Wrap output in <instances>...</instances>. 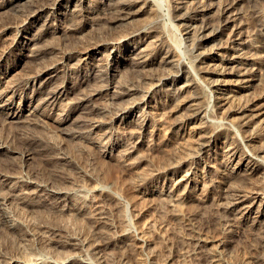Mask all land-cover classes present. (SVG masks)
Wrapping results in <instances>:
<instances>
[{
  "label": "rangeland",
  "instance_id": "rangeland-1",
  "mask_svg": "<svg viewBox=\"0 0 264 264\" xmlns=\"http://www.w3.org/2000/svg\"><path fill=\"white\" fill-rule=\"evenodd\" d=\"M9 1L12 0H0V75L3 74L8 80L4 83L3 86H5V84H8L9 86L17 84L18 90L15 97L16 104H19L22 99L31 97L33 95L32 88L25 85L26 79L36 74L37 70L40 71L41 69L45 68L44 66L59 60L58 62H61L59 71L53 78L54 80L52 79L53 81H51L48 86L52 88L54 87V85H57L58 83H61L63 81L69 86L73 85L72 89L74 92L71 93L67 99L62 100V104L65 103L67 105L66 107V105L64 104L65 107L69 109L68 111L72 110V107L73 109H75V106L73 105L77 100L76 98H78L77 96H80V94L82 95V92H84V89H81L82 87L87 88L86 90L91 87H95L96 89H98V92H95L96 94L91 96V103L94 105L96 104L97 107L99 106L104 108V111L99 112V114L96 115V118L105 121L106 124L103 132L107 131L106 133H110V137L109 135L106 136L104 138V142L110 139L112 142L110 144L108 143L107 145L103 143V146L105 145V147H107L106 149H108L107 154L104 155L102 150L99 149L101 147H99L96 143L94 144L93 142H89L87 140L79 138L75 139V137L68 134L69 132H72L71 130H76V128L77 130L79 128H81V130L83 129L82 131L79 129V131L81 132L86 130L84 129V127L82 128L78 126L81 120V108L70 111L68 120L64 124H58L56 122H53L49 117H46V115H54L53 113H57L58 110L44 105L43 107H41V109L39 108V111L35 112L36 114L34 118L33 115L31 116L33 120L32 118H27L28 122H26V117V121L24 120V118H22L23 124L22 121L14 122L7 116V114L4 115L5 113H0V145L2 147L0 149V172H5L6 170L5 173L8 174V172L11 170L9 172V175H11V173H15L12 176L16 175L20 178L22 177L23 180L27 181L28 185L30 184V187H25L27 188L25 190L29 191L27 192L29 194H25L27 201L25 199L21 200L18 198H14L0 206V264H6V262L7 264H10V262L13 261L16 262V264H21L24 263L27 258L32 259L34 258V256L38 259V261L41 262L48 261L49 258L51 260H56V253L58 252L60 254V252H62L61 254L64 256L65 250L67 251L66 253L73 251V253L78 256V258L81 257L79 259L86 260L91 264H212V259H218L220 264H264V230L263 228H261V226H263L264 224V221L258 225L253 224L252 222L255 216L253 213H251L252 216L250 215L249 219L240 217L236 219L232 214L226 213L223 208L225 204L224 202H226L227 198H225V196H227V193L222 191L223 189L217 190L216 187L209 186L194 189H185V187L178 188L176 185L178 178H169V175L164 171L166 167H168V165L176 162V160H179V158L181 159L182 155L183 157H186V154L189 152V154L193 152L197 153V150H199L198 143L201 138L199 137L200 134L198 133V131L202 129H206L205 131H209L212 129L214 124L211 122H206L201 123V125L200 122H202V119H199L198 121L189 123L187 122L183 125L184 128L176 133L175 131H173V120L179 117H185L188 110L184 106L183 108H181L179 106L180 102L177 100L163 101L161 99V95L166 94L169 87L170 91L178 93L179 87L183 84V81L177 82L175 84L170 81L167 85L162 86V88L164 89L158 92H152L151 97L148 100L149 103L146 102L141 106L139 110L137 109L133 111V113L129 115L127 123H125L126 120L118 119L117 112L119 109V105L113 103V101L111 100L112 98L110 97L115 90V84L121 85L125 82H129L127 83L128 85H133L136 88L135 92L132 95H127L122 99L121 102L127 105L129 101L144 96V94L146 93L145 89H147V87L151 85L150 83H153V72L166 73L168 67H166L167 69H163L164 65H161L158 68L156 67L157 65L148 66L147 72L148 74L150 73L152 77L150 75L148 76L146 74V71L143 72L138 65L134 64L133 54L123 57H118V55L115 57H110V61L119 59L120 61H123V63L119 64L115 71L105 70L103 67L107 60V53H110L109 48L118 44V41L116 39L120 36V33L118 32L121 30V33L124 34V32L126 33L125 30L127 28L124 27V30L121 28V24L120 26L118 24L116 25V27H114V29L109 30L104 25H102V28L106 29V35L105 31L100 27L101 24H99V21H96V19L92 18L93 14L88 13V9L83 12L84 16L88 17L86 18L87 23L85 27L82 28L83 32L77 34V37L76 35H72L73 38L71 37V35L67 37L64 34L63 29L66 28L65 24L66 22L68 23V19L71 18L70 15L76 14V6L74 5L81 3V0H71V2H67L66 0L63 1L62 5H60L61 7L59 6L60 10H56L58 16H54L55 14H53L52 16L51 12L54 11V9L50 8L47 11L48 13L43 12L37 15L38 17H34L32 20V24L28 25V27L23 31L17 30L16 27L20 22L19 20H22L23 18H25V16L22 14L23 12L19 13V16H17L18 11L15 8L16 5H11ZM45 1L46 0H23V6H20L24 7L26 5H30L27 6V8L25 7L23 9L27 10L33 5L42 4ZM83 1L84 3H86V5L88 3L91 5H96L98 4V2H100V0ZM177 1L178 0H152L154 4L152 3L153 5H151V11L146 12V14L142 13L143 15H138V19L135 18V16L133 18L135 20L133 22L131 21L133 28L137 26L136 28L142 27V29L144 28V30L140 31L138 35L132 36L129 39L132 42L134 41L135 44L138 45L147 43V41L149 42V40L151 39L147 38V28L145 27L153 25L156 29V33L161 34L164 37L162 50H158L156 52V58L159 57L158 59H160V57L165 54L166 50H171L178 57V59H184L188 64H195L194 66H197L196 64H199V62L196 61L195 55L200 51L204 52L206 50V52H209V50L211 52H217L218 49H220H217L220 40H222L221 43H224L223 40L226 39V37H228L231 33L233 24L225 32V34H222L218 39L199 42V33L191 29V27H189V22H187V20L181 19L179 16V13L183 12V9L182 11H178V9H175V7L172 6L177 5ZM211 2L219 4L220 0H211ZM247 8L248 6L245 8V12L243 13V15H241L239 19L237 18L235 22L236 24L242 25V31H244V33H257L259 32L258 24L261 18H257V14L250 9L246 10ZM63 10L68 11L66 17L62 14V12H64ZM259 10V12L261 13L264 12V2L261 4ZM145 15L148 17V19L151 20H148L145 25L140 26L138 20L142 19V17L145 18ZM45 22H47L46 25ZM137 22L138 24L136 25ZM133 24H135L136 26H134ZM98 25H100L99 28L97 27ZM6 26L8 27L7 29L5 28ZM38 27L41 29H39ZM15 29L17 30V34L15 32ZM100 29L102 31H100ZM18 31L19 33L22 32V34H24L28 38L31 37L33 39L35 38L33 37V34L35 33V35L37 36L31 46L35 47L36 49V47H39L37 45H41L36 51H39V53L43 52V54L36 57H25L23 59V62L20 64H18L19 60L17 56L13 54L7 56L8 58L4 57V51L9 48L8 46H10L11 41L15 39L14 37L19 36ZM108 31L112 32L108 33ZM36 32L38 34H36ZM100 35L104 36V39L102 41V37ZM83 37L85 38V41L88 37L86 41L87 43L83 41ZM90 37L92 39H90ZM105 37L110 38L107 39ZM106 39L108 40V43H105L104 40ZM88 40H92L93 42L90 41L92 44ZM79 41H83V44L79 43ZM27 43L31 42L27 40ZM27 43L26 41H23L21 43V47L23 48V46H27ZM96 43H99V45L94 46L96 45ZM79 44L82 46L86 44L90 46L93 45V50H98V52L94 54V58L90 59L89 64L85 65V67L83 65H79L80 63H78L80 56L79 52H77L76 50L78 49ZM108 46L109 48L105 49V47ZM196 47L199 48L198 51H196ZM74 51L76 52V54ZM224 51L227 53L228 49H225ZM69 52H74L72 58L74 56L75 57L73 59L70 58L71 60H68L67 58ZM95 63L97 66H99V70L96 71L94 75H91L92 72H90V70H94V68H91V65ZM133 64L135 67L132 66ZM137 68L142 71L143 75L146 72V77H143L142 73L138 74L140 71ZM134 70H137L138 72H135ZM133 72L135 73V76L133 75ZM260 72L263 74L264 70L262 69ZM198 74L202 80H206V73L198 69ZM46 76L48 77V74L44 75V77ZM148 77L150 78V80ZM121 78L123 80L127 78V81H123L121 80ZM79 81L80 84H77ZM122 81L123 83H121ZM77 85H82V87L79 88ZM257 88L258 91L261 90L260 87ZM190 93L192 94L194 92L190 91ZM239 96L241 97V95ZM38 97L40 98H37L33 102V107L38 105L39 99L41 100L44 95H39ZM241 98L244 99L245 96ZM239 101L241 100L238 99L237 102ZM118 102L120 103V101ZM70 105L71 107H68ZM201 105L205 109L211 108L209 115H211L210 118L213 120V122H215V124L218 123L221 125H226L229 119L230 121H232L231 117L226 119V117H224L223 113H221L219 109L216 110L214 101H211L209 97L208 99L207 97L203 98ZM141 110H151L154 115L160 117L161 119L156 122L154 121L153 124L152 122L149 123L148 126L144 129H140L133 119L134 117L140 115L141 112H143ZM203 121L205 122L204 118ZM25 122L27 123V125H25ZM207 123H209L210 125ZM198 125L201 126L200 129L198 128ZM251 130L252 127H242L241 131H237V129H234V131L224 130L222 132L223 135H219V140L221 143L220 145L223 146V142L226 145L228 143L231 144L232 142H236L235 144L232 143V145H236L238 143L237 145L241 149H252L254 152L261 154V152L259 151L264 148V139L260 136L253 137ZM38 131L41 133H39ZM110 131L112 132V135ZM132 132H135L137 134L138 137L135 138L136 140L131 137ZM85 135H87V133H85ZM48 136L49 138H51V140L48 138ZM132 141H134V143ZM118 142L121 143V145H117ZM129 146H132L134 148L132 149L131 147V151L129 150L130 152H127V150L125 149H127V147ZM195 146L197 150L195 149ZM221 151L222 150L220 149L217 150V152ZM30 152L33 154L30 155ZM39 154H41V156ZM56 162H58L59 164ZM222 162L223 161H219V164H221L219 165L220 170L223 168H220V166H222L223 164ZM55 166H58V168H56ZM262 167L264 168V166ZM185 168H187V165L183 166V170ZM16 173H18V175ZM1 175L2 174L0 173V180L4 179V177ZM94 176H97L98 178H95ZM237 178H239L240 180ZM99 179L101 182L99 181ZM103 179L105 180V182ZM234 179H236V182L238 183H240L241 181L240 185H242L243 181V188L246 187L245 190H250V192H253L254 190L257 191V189H260V187L261 189L264 187L263 169L256 171L255 174L253 173L252 175H249L248 178L241 176H235V178L232 177L230 179L228 178L226 182H224L223 180L220 185L223 184L222 186L225 187L227 186V184H229V182L236 183ZM52 184L55 186L60 184L57 187H61L64 190H66L67 187L68 191L71 189V197L74 198L76 196L79 199L81 198V201L84 200L83 202L86 207L85 209L86 211L88 210L87 214L88 212H90L91 214H89L91 216H89V214L83 215L77 213L74 210L69 211V209H62L63 207L58 202H56V199L50 198L45 193L47 189H51V187L53 186ZM94 184L98 186H95ZM35 187L38 189L36 190ZM179 189H181L182 191H179ZM77 190H79L80 193ZM82 190H84V192L86 191L89 196H87V194L81 197ZM90 190H92L93 192ZM229 190L231 189H228V191ZM33 191H35V193L37 192L38 194H35ZM169 194H172L173 197H168ZM33 195H35L34 198ZM178 195H180V197H177ZM262 195H264V190ZM27 196L30 197L28 198ZM84 197L87 199H85ZM29 200H31V202ZM53 203L55 204V206ZM192 203L194 204V206L192 205ZM12 208L16 211H12ZM96 209L100 210L96 211ZM66 211H69V213ZM16 212L17 214H20L18 215L21 218L24 217L23 219L25 221V223L23 222V226H21L22 228L20 229L11 227L9 223L15 216H17V218L15 217L16 219L14 218L13 220L16 221L18 219V215H16ZM99 212L101 216L99 215ZM97 216H100V219ZM91 217L94 218L92 219ZM50 219L53 221V223ZM105 219H108L106 220L108 223L105 221ZM79 220L80 222H78ZM110 220H112V222H110L109 224ZM65 222L67 224L64 225ZM59 223L63 226H61ZM99 224H103V227L106 225L107 226L102 230V227ZM77 225L79 226V228ZM258 227H260L261 230H259L260 228L258 229ZM67 229H69V231H67ZM76 229H80V232ZM106 230L110 231L107 232ZM103 232L104 234H102ZM118 232H121L124 235H122L121 237V233L119 234ZM60 233H63V236H61ZM108 234L111 236V238ZM114 234H117L118 237L116 235L115 238ZM195 234H199L201 237H204L207 242H205V244H203L202 246H196L194 236ZM135 235H143L146 244L136 240ZM59 237H64L66 240L63 238V241V239ZM123 237L124 239L122 240ZM72 238L73 241H76L77 245L79 243L78 246L76 245L78 248L76 246L72 247L71 245H66L65 249L62 244L59 246L61 242H67L69 240L72 241ZM207 239H209V241ZM56 242L59 244H57ZM44 248H48L49 253L47 252V249L45 250ZM56 248L61 249L60 252L58 249L56 250ZM61 254L60 256H62ZM30 255L33 256L31 257ZM76 263L79 264V262Z\"/></svg>",
  "mask_w": 264,
  "mask_h": 264
},
{
  "label": "bare ground",
  "instance_id": "bare-ground-1",
  "mask_svg": "<svg viewBox=\"0 0 264 264\" xmlns=\"http://www.w3.org/2000/svg\"><path fill=\"white\" fill-rule=\"evenodd\" d=\"M63 1H65V0H46L42 4L33 5L32 7L28 8L27 10H23V9L25 7L27 8V6H30V5H26V6L22 7L23 6L22 5L23 4V0H12V1H9L11 3V5H14V6L16 5L15 8L18 11V15L17 16H19V13H21V12H23L22 14L25 16V18H23L22 20L18 19L20 22L18 23V26L16 27L17 30L23 31L25 28L28 27V25L32 24V20H33L34 17H36L37 15H39V14H41L43 12H47L50 8L54 9V11L51 12L52 16H53V14H55L54 16H58L57 13H56V10L59 9V6L62 5ZM66 1L67 2H71V0H66ZM82 1L83 0H81V3L74 5V6H76V10H75L76 14L75 15H70L71 18L68 17L69 18L68 19V23L66 22V24H65L66 28L65 29L61 28V29H63L64 34L67 37L70 36V35H71V37H72V35H76V37H77V34L83 32L82 28L85 27V25L87 23V19L86 18H88L87 16H84L83 12H85L88 9H89L88 13L89 14H93L92 18L96 19V21L98 20L99 24H101V26L100 25L97 26L98 28H99V26L102 28V25H104L107 29L112 30L118 24H119V26L121 24V26H122L121 28L122 29H124V27L127 28L126 30L124 29L126 31V33L124 32V34L121 33V30L118 32V33H120L119 34L120 36L118 38H116L117 41H118L117 45H115V46H113L111 48H109V46L105 47V49L109 48V50H110V53H107V55H108L107 56V60H106V62L104 64V67H103L105 70H107V71H115V69L119 66V64L123 63V61H120L119 59H116L114 61H110V57H115L117 55H118V57L119 56L123 57V56H130V55H133V54H134L133 55L134 56L133 57L134 58L133 59L134 64L138 65L143 72L144 71L147 72L148 66H152V65L153 66L157 65L156 66L157 68L159 66H161V65H164L163 69H167L166 67H168V70H166V73H155V72H153L154 73L153 80H152L153 83H150L151 85L148 86L147 89H145L146 93L144 94V96L129 101L127 105L123 104L121 102L122 99L124 97H126L127 95H132L135 92L136 88L133 85H128L127 83H129V82L123 83V81L126 80L127 78H125L124 80L121 78V80H123L121 83H123V84H121V85L115 84V86H114L115 90L111 94L110 97L112 98L111 100L113 101V103H116L117 105H119L118 106L119 109H118V112H117L118 119L126 120L125 123H127V119L129 118V115H131L133 113V111H135L137 109L139 110L141 108V106L143 104H145L146 102L149 103L148 100L151 97V93L152 92H158V91L164 89V88H162V86L167 85L168 82H170V81L173 82L174 84L177 83V82L183 81V84L179 87L178 93H174V92L170 91V87H169L167 89L168 92L166 91L167 92L166 94L162 93L163 95H161V99L163 101L164 100L165 101L166 100H168V101L177 100V101L180 102L179 106L181 108H183V106H184L188 110L186 115H185V117H183V118L179 117V118H176L175 120H173V125H172L173 131H175V133H176V132L180 131L181 129H183L184 128L183 125L186 124L187 122L189 123V122H193V121H198L199 119H202V122H200V124L201 123H206V122H211V123L215 124V122H213V120L210 118L211 115H209V112L211 111V108H206L205 109L201 105L202 99L206 98V97L208 99V97H209L211 101H214L216 110L219 109L221 111V113H223L224 117H226V119L231 117L232 121H230V119H229L228 122L226 123V125L225 124L221 125V124H218V123H216L217 125L213 124L212 129L209 130V131H205L206 129L205 130L202 129V130L198 131V133L200 134L199 137H201L200 141L198 143V149L199 150L196 149V146H195V149L199 153L198 152L197 153L193 152V153L189 154L190 153L189 152V153L186 154L187 155L186 157H183V155H182L181 159L179 158V160H176V162L168 165V167H166V169L164 171H165L166 174L169 175V178H172V177H177L178 178V180L176 182V185H177L178 188H180V187L184 188L185 187V189H191V188L194 189V188H204L206 186H209V187H216L217 190L223 189L222 191L227 193V196H225V198L227 197L226 198V202H224L225 204H224V207H223L226 213L232 214L233 217H235L236 219L238 217H240V218H248L249 219L250 215L252 216L251 213H253L255 216H254V220H253L252 223L253 224H257V225L262 223L264 221V195H262L264 187L262 189L260 187V189H257V191L254 190L255 192L254 191L250 192V190L249 191H247V189L245 190L246 187L243 188V186H242L243 185V181H242V185H240L241 181H240V183H238V182H236V179H234L236 183L229 182V184H227V186H225V187L222 186L223 184L220 185V183H222L223 180H224V182H226L228 180V178L229 179L232 178V177L235 178V176H237V177L241 176V177L248 178L249 175H252L253 173L255 174L256 171L262 170V169H263V173H264V168L262 167V166H264V148H262V150L259 151V152H261V154H258L256 152H254L252 149L251 150H248L246 148L241 149L237 145L238 143L236 145H232V143H234V142H232L231 144L228 143L227 145L223 142V146H222V145H220L221 143H220V140H219V135L222 134V132L224 130H226V131L227 130L234 131V129H237V131L238 130L241 131L242 127H252V130H251L252 134H253L252 136L253 137L254 136L255 137H259L260 136V137H262L264 139V73L262 74L260 72L262 69L264 70V12H262V13L259 12L261 4L264 2V0H220L219 4L211 2V0H186V1H182V0L179 1L178 0L177 1V5H175V6L172 5L173 7H175V9H178V11L179 10L182 11V9H183V12L179 13V16H180L181 19L187 20V22H189V27H191V29H193V30H195V31H197L199 33L198 34L199 42L218 39L222 34H225V32L233 24V29H232L231 33L229 34L228 37H226V39L223 40L224 43H221L222 40H220V42H219V44L217 46V49L218 48H220V49H218L217 52H211L208 49L209 52H206L207 50L204 51V52L200 51V52H198L195 55L196 61L199 62V64H196L197 66H194L195 64L194 65L188 64L184 59H178V57L171 50H166L165 54L162 55L160 57V59H158L159 57L156 58V52L158 50H160V51L162 50L163 43H164V37L161 34L156 33V29L154 28L153 25H149L148 27L144 26L145 28H147V31H146L147 38L151 39V40H149V42L147 41V43H142L141 45H138V44H135L134 41L132 42L129 39L130 37L138 35L140 31L144 30V28L142 29V27L141 28H136L137 27L136 25L138 24V22L136 23V25L133 24L134 26H136L135 28H133L132 22L135 20L133 18L136 16L135 18L138 19L139 18V17H137L138 15H141L142 13L146 14V12L151 11V9H152L151 5L154 4L152 2V0H100V2H98V4H96V5H91L89 3L86 5V3H84V1L83 2ZM27 2H29V1H27ZM20 5H22V6H20ZM247 6H248V8L246 10L250 9L251 11H253L254 13L257 14V18H261V20H260V22L258 24V31L259 32H257V33H248V32L244 33V31H242V25L241 24H236V22H235L237 18L239 19L241 17V15H243V13L245 12V8ZM67 12L68 11H64V12H62V14L65 15V17H66V14H68ZM62 17H64V16H62ZM151 17H153V16H151ZM55 19H56V17H55ZM148 20H151V19H148V17L146 16L145 18L142 17V19H140L138 21H139L140 26H143V25H145V23L148 22ZM64 21H65V19H64ZM46 24H47V22H45V25ZM11 26H12V24H11ZM43 26H44V24H43ZM5 28L7 29L8 27L6 26ZM44 28H45V26H44ZM47 28H48V26H47ZM39 29H41V28H39ZM17 30L15 31L16 34H17ZM103 30L105 31L106 29H103ZM19 31H18V33H19ZM100 31H102V30L100 29ZM104 31H103V33H104ZM111 32L108 31V33H111ZM105 33H106V31H105ZM36 34H38V33L36 32ZM40 35H41V33H40ZM97 35H99V34H97ZM106 35H107V33H106ZM36 36L37 35H35V33H34L33 34V37H35L34 39L31 38V37L28 38L27 36L22 34V32H20L19 36L18 37H14L15 39L14 38H13L14 40L12 39L13 41H11V44L9 43L10 44V46H8L9 48L4 51V54H3L4 57H7V56H10L11 54H13V55L17 56L19 61L18 60H16V61H18V64H20V63L23 62V59L25 57L40 56L41 54H43V52L39 53V51H36V50L41 45H37L39 47L38 48L36 47V49H35V47L31 46L32 43H34V41L36 39ZM100 36L102 37V39H101V41H102L104 39V36H102V35H100ZM109 36H111V35H109ZM105 38H107V37H105ZM108 38H110V37H108ZM87 39H88V37H87ZM87 39H86V41H87ZM90 39H92V38L90 37ZM107 39L104 40L105 43H108ZM132 39H134V38H132ZM27 40H29L31 43H27ZM112 40H113V37H112ZM23 41H26L27 46H25V47L23 46V48H22L21 47V43ZM83 41H85V38H84ZM83 41H79V43L83 44ZM86 41H85V43H87ZM90 41L93 42L92 40H90ZM117 41H115V42H117ZM94 42H95V40H94ZM97 45H99V43H96V45H94V46H97ZM79 46H81V47H79ZM79 46H78V49L76 50L77 52H79V56H80L78 63H80L79 65H83L85 67V65L89 64L90 59L94 58V54L96 52H98V50H96V51L93 50V47H92L93 45L90 46V45L86 44V45L82 46V45L79 44ZM198 49L199 48L196 47V51H198ZM225 49H228L227 53L224 51ZM74 52H69L68 53V55H67L68 60L70 58L73 59L75 57L74 56L72 58V56L74 55ZM75 54H76V52H75ZM77 59H78V57H77ZM58 61L59 60L44 66L45 68L41 69V70L39 69L40 71L37 70V73L34 74L33 76H30V78L27 77L28 79H26V84L25 85L27 87H31L32 88L33 95L31 97H26V98L22 99V101L19 104H16V102H15L16 92L18 90L17 84L13 85V86H9L8 84H5V86H3L4 83L6 81H8V80L5 78V76L3 74H1L0 75V113H2V114L5 113L4 115L7 114V116L9 118H11V120L14 121V122H21L22 118H24L25 121H26L27 118H32L31 117L32 115H33V118H34V116L36 114L35 112L39 111V108L41 109V107H43V105H44V106H49L52 109L58 110L57 113L56 112L53 113L54 115H48V116L46 115V117H49L53 122H56L58 124H64L68 120V116L70 114V111L76 110L77 108H81L82 109V111L80 112L81 120H80V123H79L78 126L82 127V128L84 127V129H86V130L81 132L83 129L81 130V128H79L81 130V131H79V129L77 130V128L75 127L76 130L75 129L71 130L72 132L68 131L69 132L68 134L73 136V137H75V139L79 138V139L87 140L89 142H93L94 144L96 143L99 147H101L99 149L102 150L104 155L107 154L108 149H106L107 147H105V145L103 146V143L107 145L108 143L110 144L112 142L111 139L104 142V140H105L104 138L106 136H108L110 133L109 134L106 133L107 131L103 132V129H104L105 124H106L105 121H102L101 119L96 118V115L99 114V112L104 111L103 110L104 108L99 107V106L97 107L96 104L94 105V104L91 103V100H92L91 96L95 95L96 94L95 92H98L97 91L98 89H96L95 87L94 88L91 87L88 90H86L87 88H83L82 85H79V86L77 85L79 88L82 87L81 89H84V92H82V90H81V92L83 94L82 95L80 94V96H77L78 98H76L77 99L75 101L76 103L74 102V105H73V106H75V109H73V107H72V110L68 111L69 109L66 108L67 105L64 103L66 105V107H65V105L62 104V102H63L62 100L67 99L69 97V95L74 92L73 89H72L73 85L69 86L68 84H66L63 81V82L58 83V84L56 83L57 85H54V87H52V88H50L48 86L49 83L54 80L53 78L56 76L57 72L59 71L61 62H58ZM97 64H98V62H97ZM134 64L132 66H134ZM95 67H96V69H95ZM98 67L99 66H97L96 63L91 65V68H94V70L93 69L90 70V72H92L91 75H94V73H96V71L99 70ZM131 68H133V67H131ZM198 69H200L202 72L207 74L206 75V80L205 79L202 80L199 77ZM142 71H140L138 74L142 73ZM135 72H138V71L136 70ZM145 73H144L145 76L142 73L143 77H146V74L148 76L150 75V73L148 74V72L146 74ZM45 74H48V77L47 76L44 77ZM133 75L135 76V73ZM87 76H89V75H87ZM150 76L152 77V75H150ZM149 80H150V78H149ZM82 81H84V80H82ZM77 84H80V81ZM257 87H260L261 90L258 91ZM78 90H80V89H78ZM190 91H192L194 93L191 94ZM39 95H44V97H42L41 100L39 99V102H38L37 106L33 107L32 106L33 102L37 98L41 97V96L38 97ZM239 95H241V97L245 96V98L243 99ZM238 99L241 100V101L237 102ZM118 101H120L121 104ZM71 105H72V103H71ZM71 105L68 106V107H71ZM43 110H44V108H43ZM141 111H143V110H141ZM25 117H26V119H25ZM77 117H78V115H77ZM33 118H32V120H33ZM203 118L205 119V122L203 121ZM160 119L161 118L156 116V115H154V113L151 110H145V111L141 112L140 115H138L137 117H134L133 120H134V122L137 124V126L140 129H144V128H146L148 126L149 123L152 122V124H153L154 121L156 122V121H159ZM26 122H28V119H27ZM26 122H25V125H27ZM130 122H128V123H130ZM22 124H23V121H22ZM207 124H209V123H207ZM227 124H229V125H227ZM67 125H68V123H67ZM200 127L201 126L198 125L199 129H200ZM28 128H30V127H28ZM40 131H42V130H40ZM85 131H87V132H85ZM39 133H41V132H39ZM85 133H87V135H85ZM93 133H94V135H93ZM115 134H116V132H115ZM44 135H46V134H44ZM111 135H112V132H111ZM30 136H32V135H30ZM44 137H46V136H44ZM109 137H110V135H109ZM131 137L135 139L138 136H137V134L135 132H132ZM48 138H49V136H48ZM118 138H119V135H118ZM49 139L51 140V138H49ZM250 139H252V138H250ZM234 140H235V138H234ZM132 142L134 143V141H132ZM263 144H264V141H263ZM117 145H121V143L118 142ZM131 147L132 146H129L125 150H127V152H128ZM1 148L2 147L0 145V149ZM133 148L134 147H132V149ZM190 149H192V148H190ZM218 149H220L222 151L221 152H217ZM50 153H52V152H50ZM32 154L33 153L30 152V155H32ZM183 154H185V153H183ZM39 155L41 156V154H39ZM49 156H52V155H49ZM53 156H54V154H53ZM56 160H57V158H56ZM219 161H223L222 162L223 163L222 166H220V168L223 167L221 170L219 169V165H221V164H219ZM62 162H64V161H62ZM56 163H58V162H56ZM63 165H66V164H63ZM185 165H187V168H185L183 170V166H185ZM97 166H95V167H97ZM56 168H58V166ZM85 169H86V167H85ZM17 170H19V169H17ZM5 172H6V170H5ZM5 172L4 171L0 172L2 174L1 176L4 177V179L0 180V206L5 204L6 202H8L11 199H14V198H16V199L18 198V199H21V200L22 199L26 200L25 194H29V193H27L29 191H27L25 189L30 187L29 186L30 184L28 185L27 181L23 180L22 177L20 178V177H18L16 175L12 176L15 173H13V174L11 173V175H9V172H8V174H6ZM96 173H97V171H96ZM16 174L18 175V173H16ZM97 176H99V175H97ZM57 179H59V178H57ZM237 179H239V178H237ZM253 180H255V179H253ZM99 181H100V179H99ZM108 181H109V179H108ZM104 182H105V180H104ZM55 183H56V181H55ZM58 183H60V182H58ZM37 184H39V183H37ZM59 185H56V186L53 185L55 187H53V186L51 187L50 186L51 189H47L48 191L46 190L45 193L50 198L56 199L57 200L56 202H58L63 207L62 209H64V210L65 209H69V211L74 210L77 213L86 215L88 210L86 211V209H85L86 207H85L84 202H83L84 200L81 201L82 199L80 198L81 199L80 200L76 196L75 197L77 199L75 197L72 198L71 197V193H70L71 189L68 191V189H67L68 187L66 186L67 188H66V190H64L61 187L60 188L57 187ZM63 186H64V184H63ZM95 186H98V185H95ZM244 186H246V185H244ZM25 187H27V188H25ZM37 189L38 188H36V190ZM228 189H231V190L228 191ZM84 190L81 191V197L88 194L86 191L84 192ZM180 190L181 189H179V191ZM77 191L79 192V190H77ZM90 191H92V190H90ZM33 192L35 193V191H33ZM43 192H44V190H43ZM43 192H42V194H43ZM39 193H41V192H39ZM221 194H223V193H221ZM180 195H178L177 197H180ZM34 196L35 195H33V198H34ZM77 196H79V195H77ZM87 196H89V194ZM169 196H171V198L173 197L172 194H169L168 197ZM16 199H15V201H16ZM85 199H87V198H85ZM29 201L31 202V200H29ZM36 202H37V200H36ZM38 202H39V200H38ZM10 203H11V201H10ZM40 204H42V203H40ZM192 205L194 206L193 203H192ZM54 206H55V204H54ZM207 206H209V205H207ZM2 208H4V207H2ZM192 208H195V207H192ZM14 210L12 208V211H14ZM59 210H61V209H59ZM97 210L98 209H96V211ZM69 211H66V212L69 213ZM91 211H93V210H91ZM219 211H217V212H219ZM40 212H41V210H40ZM89 213L90 212H88V214ZM18 214L16 212V215H18ZM41 214H43V213H41ZM90 214H89V216H91ZM103 214H104V212H103ZM117 214H119V213H117ZM19 215H18V219L16 221L13 220V219L15 217L17 218V216H15L14 218L12 217L13 218L12 221L9 220V221H11V222H9L11 227L19 228V229L22 228L21 226H23V222L25 223V221L23 219L24 217L21 218ZM99 215H100V212H99ZM239 215H241V216H239ZM259 218L261 220L262 219L263 220L261 221ZM34 219H35V217H34ZM45 219H46V217H45ZM89 220H90V218H89ZM95 220H96V217H95ZM106 220H108V219H105V221ZM56 221H57V219H56ZM61 221H64V220H61ZM31 222H32V220H31ZM51 222L53 223L52 220H51ZM78 222H80V220ZM110 222H112V220L109 221V224H110ZM45 223H47V222H45ZM60 223H62V222H60ZM69 223H70V221H69ZM75 223H76V221H75ZM65 224H67V223L65 222L64 225ZM111 224H113V223H111ZM99 225H101V224H99ZM61 226H63V225H61ZM67 226H70V225H67ZM106 226H104V227H106ZM101 227H102L101 229L103 230V228H104L103 224L101 225ZM65 228H66V226H65ZM67 228H69V227H67ZM73 228H74V226H73ZM78 228H79V226H78ZM259 228L260 227H258V229ZM261 228H263V230H264V224H263V226H261ZM261 228L259 230H261ZM71 229H72V226H71ZM21 230H23V229H21ZM76 230H78V229H76ZM89 230H91V229H89ZM67 231H69V229H67ZM78 231L80 232V229ZM104 231H105V229H104ZM108 231H110V230H108ZM59 232H61V231H59ZM62 232H63V230H62ZM74 233H76V232H74ZM126 233H127V231H126ZM195 233H196V231H195ZM260 233H262V232H260ZM55 234H56V232H55ZM68 234H69V232H68ZM76 234H78V233H76ZM102 234H104V232ZM70 235H72V234H70ZM116 235H115V238H116ZM122 235H124V234L121 233L120 236L122 237ZM61 236H63V233L61 234ZM72 236H74V235H72ZM194 236H195L196 246H202L203 244H205V242H207L205 240V238L201 237L199 234L198 235L195 234ZM57 237H58V235H57ZM67 237H69V236H67ZM104 237H106V236H104ZM117 237H118V235H117ZM51 238H53V237H51ZM59 238L63 239L64 237L63 238L59 237ZM59 238H57V239H59ZM69 238H71V237H69ZM110 238H111V236H110ZM135 238H136V240H138V241H140L142 243H145L143 235H140V236H136L135 235ZM64 239H63V241H64ZM123 239H124V237L122 238V240ZM207 240L209 241V239H207ZM59 241H61V240H59ZM115 241H117V240H115ZM90 243H92V242H90ZM57 244H59V243H57ZM61 244L64 246V248H65L66 245H69V246L71 245L72 247L77 245L76 241H73V238H72V241L69 240L67 242H61L59 244V246ZM78 245H79V243H78ZM59 246H58V248H59ZM69 246H68V248H69ZM142 246H143V244H142ZM58 248H56V250ZM46 249H47V252H48L49 251L48 248H46ZM58 250L60 252L61 249H58ZM87 251H89V250H87ZM43 252H45V251H43ZM64 252L66 253L67 251L65 250ZM61 253L62 252H60V254ZM65 253H64V256L62 254H61L62 256H60V254L57 252L56 253L57 257L55 256L56 260H51L49 258L50 261L48 260V261H44V262L38 261V259L35 258V256H34V258H32V259L31 258L30 259L27 258L28 260L26 259V261L24 263H21V264H74L76 262H79V264H91L90 262H88L86 260L79 259L81 257L78 258V256H76L73 253V251H70V252H68L66 254ZM58 254H59V257H58ZM206 257H208V256H206ZM212 260H213L212 264H220L218 259H212ZM6 264H7V262H6ZM10 264H16V262L13 261V262H10Z\"/></svg>",
  "mask_w": 264,
  "mask_h": 264
}]
</instances>
